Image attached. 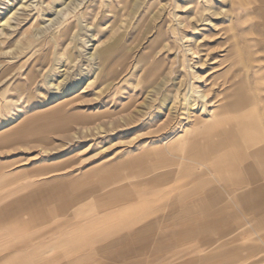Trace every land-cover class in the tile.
I'll return each mask as SVG.
<instances>
[{
  "label": "rangeland",
  "instance_id": "374dc122",
  "mask_svg": "<svg viewBox=\"0 0 264 264\" xmlns=\"http://www.w3.org/2000/svg\"><path fill=\"white\" fill-rule=\"evenodd\" d=\"M24 2L30 7L21 8ZM13 9L12 27L3 26ZM256 21L253 0H0V136L18 140L0 145V174L22 172L28 178L19 183L73 180L164 146L161 141L213 109L230 76L221 73L241 62L243 37L253 49ZM109 46L112 60L102 66L100 52ZM253 63L264 66V59ZM17 182L1 184L0 194ZM167 216L168 208L153 209L149 219H163L157 230L169 232ZM232 219V234L240 235L235 245L244 246L232 264L264 260V239L248 216L237 211ZM207 235L208 248L199 250L201 239L190 238L170 245L169 253L190 248L203 255L225 239L216 229ZM14 238L0 228V241ZM94 248L81 263H123ZM153 257L143 256V264Z\"/></svg>",
  "mask_w": 264,
  "mask_h": 264
},
{
  "label": "crops",
  "instance_id": "0c3cea01",
  "mask_svg": "<svg viewBox=\"0 0 264 264\" xmlns=\"http://www.w3.org/2000/svg\"><path fill=\"white\" fill-rule=\"evenodd\" d=\"M253 2V49L246 37L242 45L239 41L241 62L221 73L230 76L213 109L197 114L181 128L183 133L161 141L164 146L73 180L19 183L28 178L22 172L0 174L3 187L18 183L0 194V228L15 236L0 241V264H55L61 259L84 264L96 246L113 260L123 258L121 264H143L147 255L155 256L151 264H232L244 249L235 245L239 232L232 234L237 211L248 216V224L264 239V66L253 63L264 59V0ZM15 141L0 136V145ZM163 208H168L169 232L157 230L163 219H149L153 209ZM92 209L94 215L86 214ZM44 224L48 227L36 229ZM215 229L225 239L206 254L190 248L169 253L170 245L190 238L201 239L199 250L208 248L207 232ZM51 232L59 235L47 236ZM44 236L48 241L40 242ZM86 246L91 248L84 250ZM51 248L58 249L45 258Z\"/></svg>",
  "mask_w": 264,
  "mask_h": 264
},
{
  "label": "bare ground",
  "instance_id": "6f19581e",
  "mask_svg": "<svg viewBox=\"0 0 264 264\" xmlns=\"http://www.w3.org/2000/svg\"><path fill=\"white\" fill-rule=\"evenodd\" d=\"M28 2H24L23 4H21V8H28L30 7V5L27 4ZM48 6V5H47ZM17 13V10L16 9H13V10H10L8 12V14L4 17V19L2 20L3 23L2 25L5 26V25H10L11 26V21H12V18H15L14 16L16 15ZM217 15H220L219 12H216ZM1 25V26H2ZM14 26V25H13ZM6 27V26H5ZM12 27V26H11ZM114 47L113 46H109L105 49H103L101 52H100V60H101V65L102 66H105L106 63L109 61V59L111 58L112 56V53H114ZM112 60V58H111ZM109 63V62H108ZM201 93V97L203 99H206V94L205 93H202L201 91H199ZM197 96V95H196ZM202 100V99H201Z\"/></svg>",
  "mask_w": 264,
  "mask_h": 264
}]
</instances>
